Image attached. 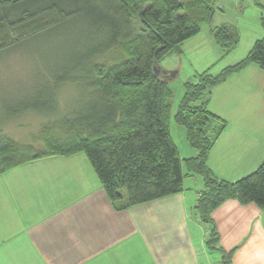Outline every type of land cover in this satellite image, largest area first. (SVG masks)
<instances>
[{
    "label": "trees",
    "instance_id": "1",
    "mask_svg": "<svg viewBox=\"0 0 264 264\" xmlns=\"http://www.w3.org/2000/svg\"><path fill=\"white\" fill-rule=\"evenodd\" d=\"M215 1L0 0V55L74 20L92 29L83 59L89 104L74 116L44 125L36 137L40 147L21 143L0 129V175L37 159L84 153L109 199L120 208L178 194L185 177L198 175L204 188L195 212L210 227L208 245L222 255L221 264H233L234 250L221 248L213 213L228 200L254 202L264 209V162L234 182L212 171L208 159L228 123L208 104L213 89L231 76L253 64L264 71V37L240 62L217 74L197 73L184 83L174 121L185 128L187 142L196 151L185 159L171 133L175 94L167 79L175 74L159 66L213 21ZM213 34L224 55L238 45L233 25L216 27ZM14 111L18 115L42 110L29 102ZM5 123L0 119V126Z\"/></svg>",
    "mask_w": 264,
    "mask_h": 264
},
{
    "label": "crops",
    "instance_id": "2",
    "mask_svg": "<svg viewBox=\"0 0 264 264\" xmlns=\"http://www.w3.org/2000/svg\"><path fill=\"white\" fill-rule=\"evenodd\" d=\"M197 36L168 55L192 50ZM228 55L215 53L202 72ZM248 67L215 87L208 104L228 123L208 166L232 182L264 162V78L251 87ZM203 188L200 176L185 177L178 194L120 208L84 153L34 160L0 175V264H221L195 212ZM213 219L233 264H264L263 208L228 200Z\"/></svg>",
    "mask_w": 264,
    "mask_h": 264
},
{
    "label": "rangeland",
    "instance_id": "3",
    "mask_svg": "<svg viewBox=\"0 0 264 264\" xmlns=\"http://www.w3.org/2000/svg\"><path fill=\"white\" fill-rule=\"evenodd\" d=\"M215 8L213 21L204 24L198 36L191 39L192 50L186 48L183 55L173 53L159 61V66L175 74L167 79L175 94L171 133L182 157L196 154L187 142L185 128L174 121L185 93L184 83L194 80L196 72L206 69L215 53L223 54L211 36L210 28L233 25L239 38L237 47L211 70L213 74L220 72L225 64L233 65L246 58L255 42L264 37V0H217ZM91 37V27L81 20H74L0 55V119L7 121L0 129L5 134L21 143L40 147L42 143L36 137L44 125L49 121L60 122L67 115L74 116L89 104L85 85L88 66L83 59ZM248 68L245 82L250 81L251 87H255L260 79L263 81L264 71L254 64ZM52 93L53 99L50 98ZM29 102L39 104L42 111L13 114L17 106Z\"/></svg>",
    "mask_w": 264,
    "mask_h": 264
}]
</instances>
